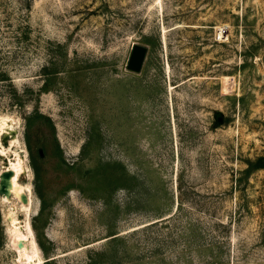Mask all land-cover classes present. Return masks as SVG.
I'll list each match as a JSON object with an SVG mask.
<instances>
[{
  "label": "rangeland",
  "instance_id": "obj_1",
  "mask_svg": "<svg viewBox=\"0 0 264 264\" xmlns=\"http://www.w3.org/2000/svg\"><path fill=\"white\" fill-rule=\"evenodd\" d=\"M0 115V264H264V0H0Z\"/></svg>",
  "mask_w": 264,
  "mask_h": 264
},
{
  "label": "bare ground",
  "instance_id": "obj_2",
  "mask_svg": "<svg viewBox=\"0 0 264 264\" xmlns=\"http://www.w3.org/2000/svg\"><path fill=\"white\" fill-rule=\"evenodd\" d=\"M14 121L15 120L13 119V116L10 117L6 115H0V136L3 133H8L9 135L11 134V145L17 144L19 140L17 136V128L13 123ZM0 150L2 153L5 152L4 148H0ZM15 154V160H10V158V165L6 168V171H12V173L3 176L4 182L2 186L0 185L3 190V199L8 204H13L16 194L18 193L30 197L25 182L21 181V176L27 169V165L25 162L26 158L25 156H22L20 153H18L17 150L15 151ZM14 245L20 253L19 256L26 262L33 264V262H35L36 260H43L40 257L38 248H36L35 244L32 241V237H30L29 234L25 232L23 226H21L18 231Z\"/></svg>",
  "mask_w": 264,
  "mask_h": 264
},
{
  "label": "water",
  "instance_id": "obj_3",
  "mask_svg": "<svg viewBox=\"0 0 264 264\" xmlns=\"http://www.w3.org/2000/svg\"><path fill=\"white\" fill-rule=\"evenodd\" d=\"M147 52H148V48L146 46L139 44V43L133 44L132 50H131V53L128 59V63H127L128 69L133 70V71H141L146 55H147ZM9 173H12V171H7L2 175V182L0 184L1 186L4 182L3 176L8 175ZM1 186H0V190H1V193H3Z\"/></svg>",
  "mask_w": 264,
  "mask_h": 264
}]
</instances>
